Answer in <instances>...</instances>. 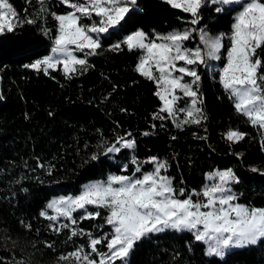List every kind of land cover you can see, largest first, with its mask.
<instances>
[{
    "label": "trees",
    "instance_id": "1",
    "mask_svg": "<svg viewBox=\"0 0 264 264\" xmlns=\"http://www.w3.org/2000/svg\"><path fill=\"white\" fill-rule=\"evenodd\" d=\"M10 3L21 18L36 22L0 33V264H63L58 258L78 247L90 252L89 233L99 238L112 232L104 209L88 205L87 212L100 211L101 216L82 219L86 212L80 209L73 213L75 225L60 217L52 227L40 213L47 210L54 215L47 209L51 198L79 195L88 182L105 181L113 174L132 175L133 158L142 163L136 176L153 170L154 165L147 162L150 157L167 162L162 174L186 193L201 191L206 173L231 169L239 180L230 184L238 196L236 202L264 208V175L260 174L264 172V136L236 111L220 85L219 71L195 65L201 77L198 107L206 119L182 125L183 112L172 119L161 113L154 82L136 71L142 52L129 51L122 43L137 30L149 37L199 28L214 36L230 34L240 5L226 9L208 2L198 24L192 25L190 14L164 1L137 0L124 20L99 37L97 54L83 58L86 69L76 66L66 76L58 67L45 74L25 66L50 56L53 40L44 29L54 37L57 21L51 13L63 15L71 10L60 0H46L43 13L37 0ZM229 43L222 41L218 67ZM116 44L121 47L114 48ZM184 44L200 47L194 32ZM157 114L166 118L154 119ZM229 129L246 135L230 143L225 139ZM120 137L134 141V148L103 154ZM94 154L98 159L91 160ZM61 224L68 227L59 233L53 230ZM73 230L82 234L69 239ZM106 243L97 245L100 252L108 251ZM93 258L100 259L95 254ZM125 264H264V239L221 258L207 256L191 232L166 229L138 241Z\"/></svg>",
    "mask_w": 264,
    "mask_h": 264
},
{
    "label": "snow or ice",
    "instance_id": "2",
    "mask_svg": "<svg viewBox=\"0 0 264 264\" xmlns=\"http://www.w3.org/2000/svg\"><path fill=\"white\" fill-rule=\"evenodd\" d=\"M31 3V0H28ZM46 0H37L40 5L39 13L46 11L43 5ZM209 0H166L172 8L190 14V23L197 25L201 10L207 6ZM214 5H240V10L234 17L230 34L210 36L204 29H199L200 43L205 46L206 53L200 47L189 49L184 42L189 40L193 31L171 32L167 35L149 37L143 31H136L128 35L122 42L129 51L139 49L143 53L136 66V71L157 85L156 95L162 102L161 113L168 117H175L176 112L185 113V119L180 124H199L206 119L198 104L201 101L198 89L201 77L196 68L199 64H207L208 60H219L222 41L230 43L227 48L226 63L220 71V83L233 99L236 111L245 116L248 122L262 131L264 136V0H210ZM71 9L63 15L51 13L57 21L54 37L48 29L46 35L53 40L51 52L53 55L37 60L31 67L37 71L55 69L62 64L66 76L74 73L80 66L86 69V59L74 55V50L95 55L96 49L101 47L100 34L107 33L114 28L137 4V0H61ZM221 12V7H216ZM98 17V21L85 23L86 20ZM38 18V17H37ZM32 18H21L10 0H0V33L12 32L21 23L33 24ZM95 34V35H93ZM74 46V47H73ZM121 44L114 45L120 48ZM259 50V51H258ZM207 56V59H205ZM182 61L184 66H178ZM155 73H159L158 76ZM185 77H191L186 81ZM178 93L189 98L187 108H178L177 101L181 98ZM166 117L157 114L154 119L163 120ZM147 135V133H145ZM245 133L229 129L225 139L230 143H238L244 139ZM175 139V137H173ZM124 149H133L134 141L120 137L117 141L104 149L103 154L116 153ZM264 148V144H262ZM98 159L92 155L91 160ZM154 165L150 172H141L142 163L133 158L136 165L132 175H109L106 181H97L84 186L79 195L61 196L50 201L48 211H41L40 216L50 221V227L60 217L76 224L73 213L84 209L86 214L82 219H94L101 216L100 211L87 212L88 205L96 209H104L105 223L111 226L112 233L99 238L88 234V248L82 247L58 259L63 264H116V261L127 260L136 243L149 234L163 232L166 229L177 232H191L197 241L208 245L206 255L223 258L226 250L255 245L264 239V208L246 206L236 202L238 196L230 187L231 183H238V177L231 169L212 173L209 178L218 177L219 183L205 185L199 191L186 193L184 189L177 190L172 178L162 174L167 170V162L157 157H150L147 161ZM127 171V167L123 169ZM251 171H259L252 168ZM264 175V172L260 173ZM181 197H184L181 199ZM193 197H197L193 199ZM29 227L30 226H26ZM68 224H61L53 228L59 233ZM78 233L71 232L72 236ZM107 241L108 251L100 252L97 245ZM51 247V245H48ZM93 254L100 259L97 261ZM12 264H24L23 261H13Z\"/></svg>",
    "mask_w": 264,
    "mask_h": 264
},
{
    "label": "rangeland",
    "instance_id": "3",
    "mask_svg": "<svg viewBox=\"0 0 264 264\" xmlns=\"http://www.w3.org/2000/svg\"><path fill=\"white\" fill-rule=\"evenodd\" d=\"M161 1H164V2H166V0H161ZM209 2H210V0H209ZM211 3V2H210ZM219 6H223V7H225L226 9H228V8H231V7H233V6H237V5H235V4H233V5H219ZM236 14L237 13H235V16H236ZM98 17H96V19L94 20V22H96V21H98ZM117 26V25H116ZM115 26V27H116ZM199 29H202V28H199ZM199 29H197V31H193L194 32V34H195V36H196V39L198 40V43H199V45H200V48L202 49V50H204L205 51V53H206V49H205V46L203 45V44H201L200 43V35H199ZM184 30H186V29H182V30H179V31H184ZM137 31H139V30H137ZM177 30H171V31H167V32H165V33H162V34H156V35H167V34H169V33H171V32H176ZM136 32V31H135ZM134 33V32H133ZM106 33H102V34H100V36H103V35H105ZM132 34V33H131ZM209 34V33H208ZM93 35H95V34H93ZM130 35V34H129ZM155 35V36H156ZM210 36H213L214 37V35H211V34H209ZM127 37V36H126ZM126 37H124V39L126 38ZM124 39H123V41H124ZM185 45V44H184ZM126 46V45H125ZM187 48H189V49H195V48H197V47H189V46H187V45H185ZM127 47V46H126ZM222 49V48H221ZM136 50H139V49H136ZM141 51V50H140ZM88 52H89V50H88ZM143 54V53H142ZM224 60H223V65L221 66V67H218V61L219 60H208V63L207 64H204L205 65V67L208 69V71H210V69H211V67H212V69L213 70H220L221 68H223V66H224V64L227 62L226 61V56H227V50L225 51V53H224ZM220 57H221V55H220ZM205 59H207V56H205ZM178 66H184L183 65V62L182 61H180L179 63H178ZM193 67H195V66H193ZM153 72L155 73V69L153 68ZM155 75L156 76H158L159 75V73H155ZM219 77H220V71H219ZM186 81H191V77H185L184 78ZM153 81V80H152ZM154 82V81H153ZM154 84H155V87H156V91H157V85H156V83L154 82ZM220 85H221V87H222V89L224 90V88H223V86H222V84L220 83ZM178 95L181 97L178 101H177V105L178 104H180L181 106H183V105H185V108H187L188 106H189V98L188 97H184L183 96V94L182 93H178ZM157 96V95H156ZM157 98L159 99V97L157 96ZM233 100V99H232ZM159 101H160V99H159ZM180 102V103H179ZM160 103H161V107H162V102L160 101ZM182 103V104H181ZM233 106H234V103H233ZM235 108V107H234ZM178 113H180V112H176V115H175V117H177V114ZM184 114V117H185V113H183ZM245 117V116H244ZM171 119H172V117H170ZM186 118V117H185ZM246 118V117H245ZM247 119V118H246ZM223 171H226V170H213V171H211V172H209V173H206L205 174V183H204V186L205 185H211L212 183H219V180H218V177H215V176H213V177H211V178H209V176H210V174H212V173H218V172H223ZM107 178H108V176H107ZM107 178L105 179V181L107 180ZM94 182H97V181H93V182H88V183H86L85 185H83V187H82V190H83V188H84V186H86V185H88V184H90V183H94ZM204 186H203V188H204ZM57 198H59V197H57ZM57 198H51L48 202H47V204L50 202V201H52V200H54V199H57ZM197 197H194V199H196ZM48 210H50L51 212H52V210L51 209H48ZM53 213V212H52ZM55 214V213H54ZM112 233V232H111ZM195 239V238H194ZM196 242H199V243H201V244H203L204 245V247H205V254H206V251H207V248H208V245L206 244V243H204V242H201V241H197V240H195ZM258 243V242H257ZM256 243V244H257ZM255 244V245H256ZM255 245H249V246H255ZM246 247H248V246H246ZM241 248H243V247H241ZM236 249H240V248H232V249H228V250H226V252H228V251H231V250H236ZM207 256H209V255H207ZM212 256H214V255H212ZM121 262V261H120ZM122 264H125V261L124 262H121Z\"/></svg>",
    "mask_w": 264,
    "mask_h": 264
},
{
    "label": "built area",
    "instance_id": "4",
    "mask_svg": "<svg viewBox=\"0 0 264 264\" xmlns=\"http://www.w3.org/2000/svg\"><path fill=\"white\" fill-rule=\"evenodd\" d=\"M61 1V0H60ZM71 10V9H70ZM87 21V23H92V22H94V18H92V20H86ZM52 47H53V45L52 46H50L49 47V50H48V52H49V54L50 55H53L52 54V52H51V49H52ZM74 47V46H73ZM74 55H76L78 58H81V59H83V58H85V57H89L90 56V54H88V50L86 49L84 52H79V51H75L74 50ZM44 58V57H43ZM42 58V59H43ZM41 59V60H42ZM55 67H58L59 68V70L61 71V72H64V68H63V65L62 64H57Z\"/></svg>",
    "mask_w": 264,
    "mask_h": 264
}]
</instances>
